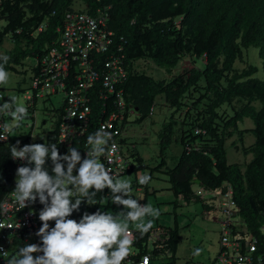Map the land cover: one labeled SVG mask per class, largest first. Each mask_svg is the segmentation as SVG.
I'll return each mask as SVG.
<instances>
[{"label":"trees","instance_id":"obj_1","mask_svg":"<svg viewBox=\"0 0 264 264\" xmlns=\"http://www.w3.org/2000/svg\"><path fill=\"white\" fill-rule=\"evenodd\" d=\"M75 2L82 4L88 13L97 7L110 6L108 27L115 41L121 44L129 66L122 85L123 100L137 114L136 122L141 123L149 116L158 96L163 97V105L172 111L157 133L161 156L157 169L165 166V151L172 142L182 147L175 167L163 171L169 191L176 199L200 202L208 210L192 186L223 191L224 185H229L241 221L264 250V231H261L264 227V80L252 78L257 71L254 66L234 69L237 60L243 62V49L255 47L264 71V0H0V22L5 23L0 30V42L9 36L14 45L6 53L10 57L5 64L7 72L20 73L18 68L26 58L37 60L32 72L38 68L39 60L58 37L64 12L73 9ZM39 26L43 27L40 32ZM184 57L191 60L192 67L168 81L156 80L134 66L147 60L171 72ZM197 60L203 62L200 68L194 66ZM26 108L31 118L33 109ZM103 108V101L93 104L88 132L70 146L78 147L82 158L87 157L85 152L90 148L87 136L96 131ZM246 118L254 127L239 130L238 124ZM248 133L254 136V143L249 147L241 145V150L252 158L243 165L229 164L226 142L236 135L241 140ZM18 142L21 148L31 144L30 135L0 142V201L15 186L20 166L13 160L10 146ZM232 146L238 148L234 143ZM57 147L61 155L68 153V149ZM128 151L137 164H132L126 174L143 167L142 159ZM22 166L29 165L25 161ZM46 167L52 174L50 157ZM107 192L106 188L98 193L94 205L83 202L80 210L69 218L79 221L85 211L90 214L101 211ZM43 207L39 202L41 224L39 212ZM155 228L163 230L168 239L159 250L161 256L155 257L153 253L150 264H176L177 226L152 229ZM148 234L135 246L140 248Z\"/></svg>","mask_w":264,"mask_h":264},{"label":"built area","instance_id":"obj_2","mask_svg":"<svg viewBox=\"0 0 264 264\" xmlns=\"http://www.w3.org/2000/svg\"><path fill=\"white\" fill-rule=\"evenodd\" d=\"M110 9V6L97 7L93 13L81 9L65 11L56 41L39 60L38 68L32 72L30 87L22 97L26 106L33 109V129L37 105L40 102L50 103L51 97L62 96L53 141L63 149H69L75 140L86 135L93 104L103 101L105 108L100 111L101 119L96 131L103 127L111 132L109 144L114 142L118 150L113 153L111 164L105 157H101V162L119 177L125 175L134 162L128 149H123L127 142L121 143V140L126 141L125 127L134 110L127 108L123 100L122 85L129 73V66L121 44L115 41L108 27ZM42 29L39 26L37 30L40 32ZM154 109L155 103L149 109V116ZM0 119V123H3L1 112ZM8 140L9 137L0 142L7 143ZM13 160L17 166L25 162ZM15 187L16 181L14 188L0 201V205L4 206L0 207V249L8 252L7 257L0 256V264H7L6 259L11 258L18 247L41 244V238L36 235L42 227L38 220L39 199L21 209L15 200ZM224 188L223 191H216L198 186L194 190L203 204L219 216L218 251L211 264H264V250L260 249L257 239L241 221L230 186L226 184ZM261 231H264V227ZM132 232L136 237L135 243L142 240L138 232ZM167 239L163 230L152 229L140 248L133 244L131 255L124 264H139L145 255L151 260L153 253L155 257L161 256L159 250L165 246ZM165 254L168 256L169 251L166 250Z\"/></svg>","mask_w":264,"mask_h":264},{"label":"clouds","instance_id":"obj_3","mask_svg":"<svg viewBox=\"0 0 264 264\" xmlns=\"http://www.w3.org/2000/svg\"><path fill=\"white\" fill-rule=\"evenodd\" d=\"M9 59L6 55L0 56L3 61L0 63V85L8 82L5 64ZM0 112L19 122L28 117V109L20 105L16 97L0 104ZM9 131L7 121L0 123V140H7ZM111 140L112 133L103 127L89 134L90 148L86 158H82L78 147H70L67 154L61 155L55 143H33L21 148L18 142L10 146L12 158L29 165L17 169L16 202L23 209L38 198L44 207L39 212L42 227L36 233L41 244L18 247L17 252L6 259L7 264H124L130 257L136 241L130 224L135 225L142 237L153 228V220L144 222V218H158L160 210L151 204L141 205L132 195L131 182L112 174V169L101 162V157H105L111 164V157L118 150L114 142L109 144ZM49 157L52 174L46 167ZM137 176L140 185H148L152 179L149 174L137 173ZM106 188L111 190V202L122 205L125 211L116 214L85 211L79 221L69 218L80 210L83 202L96 204L97 194ZM49 221H55V226L50 227ZM34 253L43 255L34 256ZM195 254H199V250ZM0 256L7 257L8 252L0 249ZM139 264H150V257L145 255Z\"/></svg>","mask_w":264,"mask_h":264},{"label":"rangeland","instance_id":"obj_4","mask_svg":"<svg viewBox=\"0 0 264 264\" xmlns=\"http://www.w3.org/2000/svg\"><path fill=\"white\" fill-rule=\"evenodd\" d=\"M73 9L84 10L82 4L75 2ZM5 23L0 22V30ZM14 47L9 36H6L0 42V56L6 55ZM243 62L237 60L234 64V69L242 70L246 65H251L257 68V71L252 75V78L264 80V71L262 62L259 58L258 49L249 47L243 49ZM247 63V64H246ZM203 62L197 60L195 67L200 68ZM37 66V60L26 58L23 66L19 67L20 73L9 71V79L7 84L0 85V94L2 99L0 104L5 101H10V97H16L20 105L26 107L22 97L23 92L30 87L32 69ZM135 68L138 71H143L156 80H169L172 76L177 75L183 70L191 68L192 63L188 57L181 59L179 64L171 71L157 67L151 61H138L135 63ZM62 96L50 98V103L40 102L36 107L35 125L33 124L32 116L24 119L22 122L12 120L7 113L1 112L3 122L7 121L10 125L9 138L15 140L19 135L26 138L30 135L31 144L45 143L49 144L53 140V130L57 119V113L61 104ZM162 96H158L155 100V109L151 116L146 117L141 123H137V114L134 113L128 118V123L125 127L124 136L127 145L124 150L129 149L136 153L142 159V168L125 175L119 176L121 179H127L132 185V195L139 199L141 205L151 204L153 208L160 210L158 218L145 217L144 222L149 219L153 220V227L174 228L177 226L179 236L176 250V264H211L218 251L219 239V216L212 210H206L200 202L186 203L182 199H176L172 192L169 191V184L163 171L166 168L172 169L175 167L181 153L182 147L177 142H172L165 151V166L159 168L161 163L160 149L158 145L157 133L161 125L167 120L172 111L165 107ZM43 121H45L43 123ZM1 122V119H0ZM17 124L19 126L17 127ZM254 127L253 122L246 118L238 124L239 130H248ZM33 136H36L33 139ZM43 137V138H42ZM254 136L250 133L244 134L240 140L236 135L228 140L225 144L226 159L229 164H241L248 162L252 155L245 156L241 150V145L249 147L254 143ZM236 144V149L232 144ZM134 166L137 164L133 162ZM137 173L149 174L152 179L148 185H140L138 183ZM17 179V175L15 180ZM193 190L198 188V185L192 186ZM111 190L108 189L107 197L102 202L101 211H109L113 214L125 211L124 207L113 204L110 200ZM175 203V204H174ZM139 223V221L137 222ZM50 227L55 226V221H49ZM131 231H137L135 225L130 224ZM199 250V254H195Z\"/></svg>","mask_w":264,"mask_h":264},{"label":"crops","instance_id":"obj_5","mask_svg":"<svg viewBox=\"0 0 264 264\" xmlns=\"http://www.w3.org/2000/svg\"><path fill=\"white\" fill-rule=\"evenodd\" d=\"M192 67V66H191ZM10 139V138H9ZM196 186H197V184H196Z\"/></svg>","mask_w":264,"mask_h":264}]
</instances>
